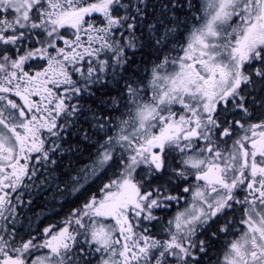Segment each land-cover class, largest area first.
Instances as JSON below:
<instances>
[{
  "label": "snow or ice",
  "instance_id": "1",
  "mask_svg": "<svg viewBox=\"0 0 264 264\" xmlns=\"http://www.w3.org/2000/svg\"><path fill=\"white\" fill-rule=\"evenodd\" d=\"M0 264H264V0H0Z\"/></svg>",
  "mask_w": 264,
  "mask_h": 264
}]
</instances>
